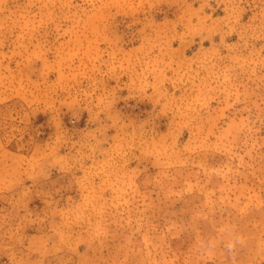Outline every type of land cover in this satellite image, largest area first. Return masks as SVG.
Returning a JSON list of instances; mask_svg holds the SVG:
<instances>
[{
	"label": "rangeland",
	"instance_id": "obj_1",
	"mask_svg": "<svg viewBox=\"0 0 264 264\" xmlns=\"http://www.w3.org/2000/svg\"><path fill=\"white\" fill-rule=\"evenodd\" d=\"M0 264H264V0H0Z\"/></svg>",
	"mask_w": 264,
	"mask_h": 264
}]
</instances>
